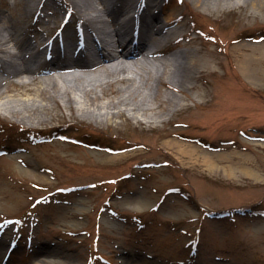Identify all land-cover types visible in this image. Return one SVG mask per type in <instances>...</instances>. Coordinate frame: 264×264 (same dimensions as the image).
Masks as SVG:
<instances>
[{"label":"rangeland","instance_id":"rangeland-1","mask_svg":"<svg viewBox=\"0 0 264 264\" xmlns=\"http://www.w3.org/2000/svg\"><path fill=\"white\" fill-rule=\"evenodd\" d=\"M3 1L0 8L10 18L8 9L20 4ZM66 5L59 4L63 15ZM178 7L188 13L195 34L208 35L210 47L221 40L218 62L209 63L217 78L208 76L188 95L174 93L179 103L172 116L198 150L180 154L159 131L125 124L31 131L44 124L2 111L0 250L10 240L18 247L5 264H97V254L108 260L101 264H264V25L229 5L215 11L185 0ZM41 12L29 21L43 23ZM243 32L263 40H249L258 57H238L233 39ZM199 94L208 101L199 103ZM98 146L137 150L99 154ZM231 162L236 166L228 174ZM43 248L48 250L40 253Z\"/></svg>","mask_w":264,"mask_h":264},{"label":"bare ground","instance_id":"bare-ground-1","mask_svg":"<svg viewBox=\"0 0 264 264\" xmlns=\"http://www.w3.org/2000/svg\"><path fill=\"white\" fill-rule=\"evenodd\" d=\"M181 1L185 2L18 0L19 7L8 9L10 18L0 8V116L2 111L22 114L44 124L45 129L51 128L53 125L49 124L56 119H62L54 124L61 127L85 123L99 129H118L120 124L131 129H154L164 136L169 147L176 145L180 154L193 156L198 149L186 141L188 137L177 126L180 121L172 116L179 103L174 93L188 95V90L197 89V83L206 81L208 76L217 78V70L210 68L209 63L218 62L221 40L215 38L211 43L214 47H210L207 34H195L188 13L178 7ZM188 1L215 11L229 5L250 22L264 25V0ZM3 3L7 5L5 0ZM59 4L70 5L67 14L60 13ZM247 7L251 10L247 11ZM39 8L43 23L29 21ZM112 14L117 16L107 17ZM71 20L80 27L68 25ZM63 23L65 28L54 34L53 30ZM80 33L84 34L81 42ZM252 38L257 41L259 36L243 32L233 39L239 48L238 57H258L249 45ZM130 39L132 49L119 43ZM83 50L89 59L78 56ZM244 68L247 72L245 64ZM199 96V103L208 101L206 96ZM48 98L53 101L50 106L45 101ZM64 108L68 116L64 115ZM46 114H50L48 119ZM219 121L220 116L214 118L213 126L217 127ZM130 149L94 150L110 155L137 150ZM7 151L18 153L16 148ZM199 155L203 163L214 167L207 154ZM234 165L230 163L228 174L234 173ZM45 250L48 249L39 252Z\"/></svg>","mask_w":264,"mask_h":264}]
</instances>
